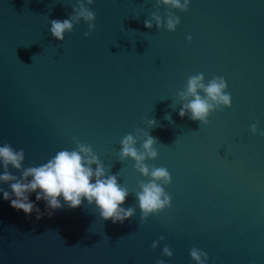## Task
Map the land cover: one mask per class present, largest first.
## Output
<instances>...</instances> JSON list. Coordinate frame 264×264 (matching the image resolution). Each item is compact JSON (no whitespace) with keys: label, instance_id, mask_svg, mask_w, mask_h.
<instances>
[{"label":"water","instance_id":"1","mask_svg":"<svg viewBox=\"0 0 264 264\" xmlns=\"http://www.w3.org/2000/svg\"><path fill=\"white\" fill-rule=\"evenodd\" d=\"M75 3L0 0V146L40 166L78 138L119 174L129 190L122 207L136 212L113 224L84 200L37 220L0 193V264H195L193 247L207 264H264V136L250 131L257 121L264 131V0H191L187 12L171 9L180 18L174 32L144 26L152 12L169 11L155 0H94L86 6L95 31L86 38L81 20L61 42L50 21L69 18ZM197 73L225 78L232 97L207 125L179 115L178 92ZM136 129L159 142L146 163L172 178L171 207L144 224L135 193L149 178L119 158L120 141ZM29 199L46 212L36 193ZM165 245L171 258L161 255Z\"/></svg>","mask_w":264,"mask_h":264},{"label":"clouds","instance_id":"2","mask_svg":"<svg viewBox=\"0 0 264 264\" xmlns=\"http://www.w3.org/2000/svg\"><path fill=\"white\" fill-rule=\"evenodd\" d=\"M191 0H155L156 7L166 6L169 11L162 16L159 11L151 13V18L144 21L148 29L153 24L159 29L166 28L174 32L180 24V18L171 9L181 12L189 10ZM94 0H76L71 7L73 14L64 20L53 19L50 21L51 35L63 42L65 33H71L74 26L81 20L88 26L84 32L87 38L95 31L96 12L86 5H92ZM166 17V19H165ZM191 43L192 37L187 38ZM225 78L214 76L205 82L203 73L193 74L187 77L183 90L178 92L182 107L179 111L181 118L188 115L192 121L207 125L209 117L216 111L232 107L231 94L227 92ZM169 119L170 117H166ZM148 128L157 125L155 119L146 121ZM258 121L250 125L253 134L264 136V131L258 132ZM142 140V150L136 145ZM76 147L72 150H60L46 163L40 166L25 167V152L23 149L16 150L10 144L4 143L0 146V165L3 173L0 174V184H9L11 192L0 187L5 201H10V206L23 211L26 216L35 212L36 219H41L45 214L49 217L64 207L75 209L87 200L89 205H95V210L103 220H111L113 224L123 223L132 218L136 212L133 205L125 209V203L129 190L118 182V175H111L106 172L105 165L93 151L91 145L82 143L78 138H73ZM158 142L157 138L149 135L141 129H136L135 136L127 134L120 141V160L131 159L135 162V170L142 176L149 178L147 182L140 181L139 191L135 193L138 206L141 212V224L147 222L152 215L171 207L172 197L165 191V186L171 183V174L165 167H155L146 163L147 160H155L158 157V150L154 147ZM95 165V167H93ZM20 173L14 175L9 168ZM36 193V201L43 200L46 205V212H41L37 204L30 201L29 195ZM63 200V204L61 203ZM165 238L161 236L154 241L152 248L155 249ZM173 251L168 245L163 247L162 256L171 258ZM190 257L195 264H207L208 254L193 247L190 250ZM157 264H165L163 259Z\"/></svg>","mask_w":264,"mask_h":264}]
</instances>
